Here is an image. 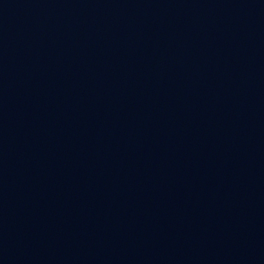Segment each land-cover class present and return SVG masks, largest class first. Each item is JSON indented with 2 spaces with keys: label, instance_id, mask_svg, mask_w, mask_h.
Returning a JSON list of instances; mask_svg holds the SVG:
<instances>
[{
  "label": "water",
  "instance_id": "water-1",
  "mask_svg": "<svg viewBox=\"0 0 264 264\" xmlns=\"http://www.w3.org/2000/svg\"><path fill=\"white\" fill-rule=\"evenodd\" d=\"M0 264H264V0H0Z\"/></svg>",
  "mask_w": 264,
  "mask_h": 264
}]
</instances>
